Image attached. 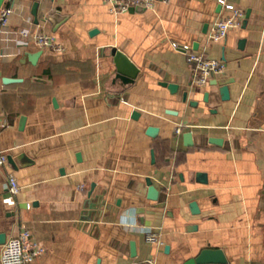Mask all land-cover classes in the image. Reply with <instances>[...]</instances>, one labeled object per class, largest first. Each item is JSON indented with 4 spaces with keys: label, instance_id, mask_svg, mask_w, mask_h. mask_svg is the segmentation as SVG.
Returning a JSON list of instances; mask_svg holds the SVG:
<instances>
[{
    "label": "crops",
    "instance_id": "1",
    "mask_svg": "<svg viewBox=\"0 0 264 264\" xmlns=\"http://www.w3.org/2000/svg\"><path fill=\"white\" fill-rule=\"evenodd\" d=\"M231 1L243 21L216 42L218 0L124 13L103 0L15 2L0 60V146L15 159L0 166V234L29 227L45 246L30 264H199L205 248L227 258L207 264H264V0ZM21 28L53 33L66 49L26 46ZM175 41L224 71L199 85ZM113 46L139 69L126 88ZM10 173L21 187L14 203Z\"/></svg>",
    "mask_w": 264,
    "mask_h": 264
},
{
    "label": "built area",
    "instance_id": "2",
    "mask_svg": "<svg viewBox=\"0 0 264 264\" xmlns=\"http://www.w3.org/2000/svg\"><path fill=\"white\" fill-rule=\"evenodd\" d=\"M17 0H7L0 12V60L5 56L4 35L10 29L11 15L15 10V2ZM111 5L112 10L116 13H124L129 11L131 7L143 6L145 8H153L156 0H103ZM222 7L218 19L214 22L211 31L208 34V40L211 42L223 40L234 27L240 26L243 17L244 9L231 0H218ZM23 37L22 44L28 45L34 42L40 47L50 48L54 51H65V45L58 37L50 32H34L29 28H21L18 30ZM173 46L178 49H183L187 53V59L193 67L196 77V82L199 85L207 84L210 79L220 74L225 69L224 62L216 57H212L203 51H195L189 44L173 42ZM6 124L1 123V127ZM185 125L179 123L175 127L176 133H181ZM8 163V152L0 146V166ZM7 190L9 196L6 201L9 203L15 202V196L20 192L21 187L17 177L10 173L8 175ZM146 239L151 242L158 240V234L154 231L146 232ZM45 252V246L37 241L29 227H24L18 234L12 235L2 245L0 252V264H30L36 257Z\"/></svg>",
    "mask_w": 264,
    "mask_h": 264
},
{
    "label": "water",
    "instance_id": "3",
    "mask_svg": "<svg viewBox=\"0 0 264 264\" xmlns=\"http://www.w3.org/2000/svg\"><path fill=\"white\" fill-rule=\"evenodd\" d=\"M3 0H0V2ZM36 7L37 3L34 5V12L36 13ZM137 8H145L143 6H134L131 7V9H137ZM50 21H54L56 19L55 15H49L47 17ZM96 30H93V32ZM110 55L113 57V62L115 64L116 68V78L120 80L121 85L123 88H126L129 84L134 83L137 75H138V67L135 65V63L131 60V58L121 49H119L116 46L111 47V53ZM37 55H33L30 57H36ZM4 81L6 83L11 82V81H16L15 78L11 77H5ZM167 85L170 87L172 91L177 90V85L174 83H167ZM222 93L224 97H228L229 92H228V87L223 86L222 87ZM186 97V95H185ZM136 111H134V115H136ZM25 122V116L22 117V124ZM23 126V125H22ZM148 132L151 135H154L157 132V128L155 127H149ZM185 138L188 139L189 144H191L193 141V136L191 131H187L184 134ZM212 141L220 142L221 139H211ZM21 159L28 160L27 156L25 154L20 155ZM8 161L11 165L14 166L15 164V159L12 155L8 156ZM199 177H201L203 174L199 173ZM148 194L151 199H158L160 195V190L150 181L149 182V189H148ZM194 209H196V203H193ZM83 219H88L86 215L82 217ZM6 240V235L5 233L0 234V243H4ZM132 243V247H133ZM133 249V248H132ZM134 250V249H133ZM196 262L199 264H207V263H226L227 258L225 257V254L222 249H213V248H205L201 251V253L196 257Z\"/></svg>",
    "mask_w": 264,
    "mask_h": 264
}]
</instances>
